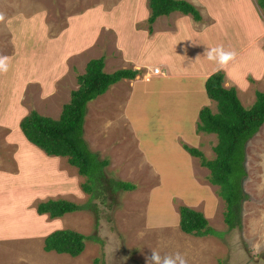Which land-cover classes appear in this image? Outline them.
Instances as JSON below:
<instances>
[{
  "label": "rangeland",
  "instance_id": "374dc122",
  "mask_svg": "<svg viewBox=\"0 0 264 264\" xmlns=\"http://www.w3.org/2000/svg\"><path fill=\"white\" fill-rule=\"evenodd\" d=\"M37 2L48 6L50 10L54 9L55 13L59 10L54 4L56 0L26 1L28 4ZM209 2L214 4L217 14L213 22L206 16L211 26L208 34L203 38L192 36L194 29L191 28V31L190 25L178 29L176 23L175 33L169 37L175 40L171 43L166 41L169 50L164 57L175 65L178 60H184L185 64L186 60L190 61V56H193L194 62H198L199 59L194 57L197 52V55L205 59L206 48L223 47L225 51L235 52V59L231 63L237 66L233 68L234 71H230V74L239 78L241 72L250 69V72H246L245 79L247 85L252 83L250 90L252 97L249 98L247 92L241 97L244 107L249 108L255 101L254 91L264 89V80H262L264 16L256 0H209ZM85 4L86 1L83 0L81 8L75 10L79 6L76 5L70 12L83 9ZM18 9L10 6L8 17L10 21L7 25L17 26L20 23L17 17H24L23 13L29 11L25 8H21L22 11ZM38 12L41 11H36L35 14ZM2 13L3 11H0V23L3 18ZM178 13L174 12V15L168 18L181 15ZM106 21L112 20L106 16H99V19L95 16L91 23L89 19L87 20L86 26L82 21L78 33L83 41L93 37L99 25ZM113 21L117 23L118 20ZM22 22L27 23L25 19ZM2 24L0 25V58L6 59L0 63V188L4 187L1 189L4 194H0V234L30 231L34 232V236L30 237L32 239L0 238V264H147L146 257L151 255L152 250L159 252L161 257L180 253L186 264H264V124L248 140L244 149L245 176L242 188L246 197L241 203L240 229H228L224 221L226 204L218 194L219 187L208 180L209 169L199 167L198 158H192L194 159L192 165L191 154L184 153L182 143L179 145L182 148H178L180 151L178 153L174 143L170 142L171 139H162L163 142L159 139L163 136L166 138V134H169L166 133L167 130L186 131L185 122L197 117L198 113L195 109L199 108L198 104L202 98L199 97L194 86L191 88L189 81L185 83L182 79H178L170 86L164 96L159 91L161 83H158L157 79L152 82V79L148 83H154L153 95L150 94L145 98L144 94L135 87L129 98L120 97L113 108L110 107L105 111V116L115 117L122 108H125V113L136 120L135 131L140 140V148L159 176L150 175L149 166L140 167L141 151L136 148L137 141L132 138V134L125 127L112 126L109 136L102 141L113 153H97L99 159H107L108 164L104 168L105 178L98 184L94 196L91 197V194L81 188L86 178L79 177L77 169L70 166L65 157L56 156L57 167L54 164H43L39 159L37 160L40 157L38 153H43L42 150L24 140L21 133L22 140L14 125L30 110L57 118L63 105L69 101L70 93L65 86L60 87L62 85L60 80L55 82L54 91L50 94H47L49 93L46 92L47 89L43 90L46 87H42L41 81L25 84L28 76L35 78L42 73L44 76L52 77L55 74L60 64L56 61L61 49L58 48V42L50 41L43 34V28L36 23L33 29L35 35L28 34V37L21 34L16 37L17 41L23 38L27 47H32L15 51L9 43L10 35L7 28ZM28 30L23 27L21 33L26 34ZM161 37L158 33L155 39ZM182 37V40L176 39ZM158 45L164 47L163 42H159ZM175 49L180 53H176ZM93 54L89 52L84 58ZM210 63L216 64L208 60V64ZM222 71L225 75V70ZM32 74L33 76H30ZM40 80L43 83L50 81L49 78L44 79V77H40ZM69 80V77L64 79V81ZM168 84L172 83L168 82ZM243 87L245 88L244 84ZM200 95L204 97L203 94ZM205 101L200 106L207 105L216 111L214 101L209 98ZM174 116H177L180 122L174 123ZM208 137L209 140L207 138L202 140L203 147L199 149L202 152L206 150V156L214 157L216 154L213 145L217 143V139L213 135ZM183 140L191 145L197 144L188 135ZM94 147L92 146L91 149ZM93 151L97 152L95 149ZM31 154H36L35 165L29 161ZM21 156L26 163L22 164L19 161ZM119 166L120 168L117 169ZM60 167L64 172H59ZM125 167L126 170L132 169L139 174L131 176L127 171L120 173ZM137 176L139 178L137 190L136 186L132 191H114L112 183L110 184L111 180L128 179L129 181L137 179ZM22 177L26 179L24 182ZM15 184H17L16 188H14ZM78 187L81 190L79 194ZM214 192L220 198L218 201L212 194ZM50 197L64 198L79 204L91 199L95 205L94 211L67 213L62 219L63 228L98 238L85 239L84 250L76 257L45 252L42 248L45 236L39 237L35 234L42 229L29 224L31 211H36L37 203ZM181 205L202 211L209 218L207 219L209 226L221 232V237L214 235L213 237L217 239L212 240L209 236L204 238L183 233L179 227ZM9 206L13 210L9 209ZM51 219L40 218L39 223H46ZM3 223L8 224L6 230L2 229Z\"/></svg>",
  "mask_w": 264,
  "mask_h": 264
},
{
  "label": "crops",
  "instance_id": "0c3cea01",
  "mask_svg": "<svg viewBox=\"0 0 264 264\" xmlns=\"http://www.w3.org/2000/svg\"><path fill=\"white\" fill-rule=\"evenodd\" d=\"M26 1L27 0H16V1L0 0V11H3L2 13L3 18L1 19L2 21L0 25L3 22L2 25H4L5 28H7V32L10 35L9 43L12 46V49L15 48V51L17 50L20 51L32 47V46L27 47V45L23 42L24 41L23 38L17 41L16 37H19V35L21 34L22 36H28V34L35 35L33 29L36 23H39L38 25H40L43 28V34L47 36L50 41L58 42V48L60 47L61 49L59 50L56 59V61H59L60 64L57 68V71H55V74L52 75V77L44 76L42 75V73H40V75H37V77L35 78H29L28 76L25 79V84H31L32 82L37 83V81L38 82L41 81L42 87H46L43 88V90L47 89L46 92H49L47 94H50L51 92L54 91L53 89L55 87L53 88V86L55 85V82L57 80H60V82L62 83V85L58 83L60 87L62 88V86L63 87L65 86L66 89L68 90V93L71 94L73 90L78 88L77 76L85 72V67L88 61L91 59H96L101 57L104 59L103 70L106 73H112L119 69L139 70V74L136 75L133 79L123 78L119 80L118 82L112 84L105 93L99 95L98 97L87 103L86 114L84 117V124H83V138L86 141L88 148L92 152H95L93 151L95 149L97 151L95 153H113L109 151V147L105 145L102 140L106 139L109 136L112 130V126H115L117 128H120L121 126L125 127V129L128 132H130V134H132V138H134L137 141L136 148H138V150L141 151L140 154L142 156V159L139 162L140 167L143 168L144 166L145 168H147L149 166V169L151 170L149 174L158 175L157 174L158 172L155 170L153 164L146 156H144L143 154L144 151H142V149L140 148V140L137 138V132L135 131L136 129L135 126L137 125L136 120L129 117V115L125 113V108H122L120 113L118 115H115V117L105 116L106 113L105 111L110 109V107L113 108L115 106L114 103L117 104V101H119L120 97L123 96L124 98H129L135 87L139 90L141 94H144L145 98L150 94L153 95L154 83H148L151 82L152 79H153L152 82H155V80L157 79L156 81H158V83H161V87H159V91L163 96L167 91H169L170 86L174 85V83L178 81V79H182V81L185 83L189 81V83H191V88L192 86H194V88L199 93V97L202 98L201 102H199L198 104L199 108L195 107L196 108L195 111L196 113H198L197 117H194L190 121L187 120L185 122L186 131L179 132L176 130L175 131L167 130L166 133L169 134H166V138L164 136L159 138L161 139L162 142H163L162 139L165 140L171 139L170 142L174 143V145L176 146V151L178 153H180V151H178V148L181 147V146L179 147L181 143L199 149L203 147L201 143L203 142L202 140L204 138H207L209 140L208 136L210 135L216 137L215 134L212 133L209 134L197 130V123L199 121V117H198L199 111L202 107H204L200 105H203L206 102L205 101L206 98H208L205 91L204 83L210 74H212L217 70L224 69L226 76H224L223 86L224 87L226 86V88L235 86L237 95L239 96L242 105L243 102L241 100V97L244 92L248 93L249 98L252 97V95H250L252 83L250 85H247L245 79L246 72H250V69L247 71L244 70L243 72H241L240 77L236 78L235 76L230 74V71H234L233 68L235 69V67L237 66L236 64H232L231 61L224 67H221L218 63L208 64V60L206 59L207 57H205V59L201 58L200 55H197L198 54L197 52V54L194 57H197L199 59L198 62H194L192 60L193 56H190V61L186 60L185 64H184V60L183 61L178 60L177 64L172 65L167 59V57H164L166 56V51L169 50L167 49L166 41L168 43H171L174 42L175 40V39L172 40L169 37H171L172 34L174 35L175 33L174 30L176 29V23H178L177 24L178 29L180 27L184 28L185 26L190 25V30L192 31L191 28L194 29V31L192 32V36L195 35L202 36L203 38L205 34H208L211 27L208 18H210L211 22H213V19L216 17L217 14V12L214 10V6H213L214 4L209 2V0H186L187 2L193 4L197 8V10L201 15L200 20L196 21L193 19L191 15L189 14L186 15L181 12H179L181 13V15L178 13L179 15H175V18L173 17L168 18L169 16L174 15L173 14L174 12H172L168 15L158 16L152 23L151 32H149L148 30V22H147V19L150 14V10L148 7V0H90V1L85 0L86 4L84 8L74 12H70L72 11L71 9L76 5L79 6L75 8V10L81 8L83 0H56L54 4H56L55 6H57L59 9L58 11L56 10L57 13L54 12V9L51 8L50 10L48 6H44L39 2L35 4H28L26 3ZM38 4L41 5L37 7ZM10 6H12V8L18 9L19 7H21L29 10L23 13L24 17H17L20 23H18L17 26L15 25L13 27L11 25H7L8 22L10 21V19L8 18ZM21 8L18 10L22 11ZM36 11H41V12L35 14ZM84 15L86 17H83ZM95 16L98 19L99 16H106L109 20L111 19L112 21L110 22L106 21L100 24L97 30L94 32L93 37L89 38L86 41H83V39L78 33V31H80L79 28L82 26V21L85 22L84 26H86L87 20L89 19L91 23V21L95 19ZM23 19H25L27 23L22 22ZM114 19L118 20L117 23L116 21H113ZM161 20H164V22L161 23L162 22ZM8 26H10L11 28H9ZM23 27L29 29L26 34L21 33V29ZM17 30L19 32H17ZM158 33L161 34L162 37L157 40L155 38L158 35ZM30 38L32 39V37ZM176 39L182 40L183 37ZM159 42H163V46H164L163 48H161V46L158 45ZM177 50L178 49H175V52L180 53ZM89 52H93L94 54L84 58L85 55L88 54ZM239 53H244V51H239ZM260 56L262 57V54ZM38 61L39 60L37 59V62ZM155 68L158 69V72L156 73L154 72ZM227 72L229 75L227 74ZM30 76H33V74ZM40 77H44V79L49 78L50 81L48 80L45 83H43V81L40 80ZM66 77H69L70 80L64 81ZM262 80H264V77L262 78ZM63 82H65L64 85ZM168 82L172 84H168ZM48 84H50V86H48ZM179 84H181L180 81ZM243 84L245 85L246 89L244 87L242 88ZM200 94H203L204 97ZM190 104L194 106V103L191 101ZM178 119L179 118L177 116H174L173 122L174 123L176 121L180 122ZM14 125L16 126V130L18 134L20 133V135L18 136H20L21 138V131L19 129V120H17L14 123ZM161 133L165 134V132L163 131H161ZM186 135H188L191 139L195 140V143L197 142V144L191 145L189 144V142L183 140ZM23 138L24 140L26 139L25 137ZM176 141H178L177 144ZM92 146H95L94 149H91ZM99 148L101 149L98 150ZM182 150L184 151V153H188L184 148H182ZM202 153L204 157L208 160H212L215 158V156L214 157L206 156L205 155V153H207L206 150H204V152ZM38 154H40V157L38 158L36 157V154L30 155L29 161L33 162V165H35L36 161L39 159V161L42 162L43 164L46 165L54 164L55 167L58 166V162H57L58 157L48 156L44 152ZM35 158H37V160ZM192 158H196V157L192 155L190 157V161L193 165L194 159ZM51 160H53V162H50ZM197 160L200 164L199 159ZM19 161L22 164L26 163L25 161H23V156H21V160ZM72 167L76 168L74 166ZM199 167L205 168L204 166H201V164L199 165ZM118 168H120V166L117 167V169ZM59 169H60L59 172L61 171L64 172V170L61 167ZM126 169H127L126 167L122 168V171H120V173H125L127 171V173L128 174L130 173L131 176L139 174L138 171L132 169L131 170H126ZM56 172L58 173L57 169ZM79 177L82 176L80 175ZM136 178L137 179L135 180L128 181V179L127 180L123 179L120 181L123 182L128 181L129 183L134 184L135 187L137 186L136 187L137 190L139 185L138 184L139 178L138 176ZM25 180H26L25 178L22 179V182H24ZM135 181H137V183ZM16 187L17 184L14 185V188ZM1 189H4V187L2 186L0 188V194H4V191L2 192ZM78 189L79 190H77V192L79 191L78 192L79 194L81 190L79 187ZM24 194H26V192H24ZM212 194L216 196L217 201L220 199L215 192ZM10 205L12 204L10 203ZM9 209L12 208H10L9 206ZM64 215L58 218H53L50 221L47 220L46 223L45 222L39 223L40 218L48 217V215L46 214L39 215L36 211L32 210L31 217L29 218V224L35 225V227H39L42 229L38 233L35 232L37 236L39 237H42V235L46 236L50 232L54 231L55 228L64 229L62 227L63 226L62 219L64 218ZM204 216L207 219H209L207 215L204 214ZM11 222H13V220H11ZM55 223L56 225H54ZM7 228H8V224L5 225L3 223L2 229L6 230ZM45 229H47L46 230L47 232L44 231ZM32 236H34V232H30V231L4 232V234H0V238L3 239H17L19 237H21L22 239H26V238L32 239L30 238ZM208 236L212 237V240L213 238L217 239L213 237V235H208ZM208 236H203V237L206 238Z\"/></svg>",
  "mask_w": 264,
  "mask_h": 264
},
{
  "label": "trees",
  "instance_id": "16d2710c",
  "mask_svg": "<svg viewBox=\"0 0 264 264\" xmlns=\"http://www.w3.org/2000/svg\"><path fill=\"white\" fill-rule=\"evenodd\" d=\"M264 16V0H256ZM150 10L148 30L158 16L178 11L191 15L194 20L201 19L197 8L186 0H148ZM104 59L88 61L85 72L77 76L78 88L70 94V100L63 105L57 118L30 110L19 121V129L28 142L41 149L48 156L66 157L70 166L86 178L81 188L94 196L98 184L105 178L104 168L108 160L99 159L83 138V124L87 103L102 95L114 83L123 78L133 79L139 70L119 69L112 73L103 70ZM224 72L217 70L205 80L204 87L208 98L216 103V111L204 106L199 111L197 130L216 135L217 143L213 147L215 158L208 160L201 150L183 143V148L199 159L201 166L210 171L208 180L219 187L218 194L224 199L226 212L224 221L229 230L241 227V203L246 195L242 181L245 176V146L264 124V89L255 91V101L246 108L242 105L236 88L223 86ZM91 183V184H90ZM115 190H133L135 185L129 182L111 180ZM91 199L79 204L62 198H48L36 205V212L58 218L75 211H94ZM179 227L181 231L193 236L216 235L221 232L209 226L201 211L186 205L179 206ZM96 240L95 236H86L70 228L56 229L43 239V250L54 251L76 257L85 247V239Z\"/></svg>",
  "mask_w": 264,
  "mask_h": 264
},
{
  "label": "clouds",
  "instance_id": "9594fccd",
  "mask_svg": "<svg viewBox=\"0 0 264 264\" xmlns=\"http://www.w3.org/2000/svg\"><path fill=\"white\" fill-rule=\"evenodd\" d=\"M204 55L209 61L218 63L221 67L226 66L230 61L235 59L236 53L225 51L223 47L205 49ZM6 58H0V63ZM147 264H186L184 257L180 253L161 257L156 250L151 251V255L146 257Z\"/></svg>",
  "mask_w": 264,
  "mask_h": 264
},
{
  "label": "built area",
  "instance_id": "2783aa9c",
  "mask_svg": "<svg viewBox=\"0 0 264 264\" xmlns=\"http://www.w3.org/2000/svg\"><path fill=\"white\" fill-rule=\"evenodd\" d=\"M154 72H155V73L158 72V69L155 68V69H154Z\"/></svg>",
  "mask_w": 264,
  "mask_h": 264
}]
</instances>
